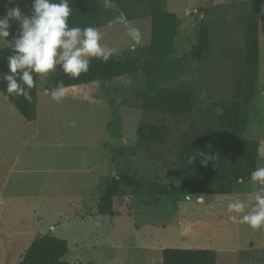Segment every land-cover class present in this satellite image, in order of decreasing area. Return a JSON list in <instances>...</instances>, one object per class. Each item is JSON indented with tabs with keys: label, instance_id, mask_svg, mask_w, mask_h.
<instances>
[{
	"label": "rangeland",
	"instance_id": "obj_1",
	"mask_svg": "<svg viewBox=\"0 0 264 264\" xmlns=\"http://www.w3.org/2000/svg\"><path fill=\"white\" fill-rule=\"evenodd\" d=\"M163 1L165 11L175 13L180 20L174 46L179 70L165 86L193 91L195 110L189 115H172L142 108L152 35L149 3L139 1L132 8L130 21L143 36L139 45H134L124 25L98 28L102 43L132 52L142 71L110 83L92 84L83 89L84 98L75 97L73 103L58 105L69 110V114L59 117V122L64 126L75 122V126H70L74 129L73 145L78 149L74 157L78 156L81 162L89 159L90 166H96L94 175L88 177L91 196L99 197V190L105 191L108 183L121 173L144 185L180 186L181 151L188 139L209 130L205 118L208 106L215 104V111L220 113L224 102L237 97L244 74L245 17L252 0ZM6 5H0V16L6 14ZM19 5L22 12L30 14L31 5ZM202 20L211 28L213 51L206 60L196 61L192 52ZM18 27L13 21L9 42ZM260 41V83L245 139L260 142V166H264V0ZM8 46L11 45L7 41L0 43V49ZM50 75L38 76L41 92L50 83ZM0 97L11 106L1 92ZM102 175L109 176L105 187L98 182ZM121 188L126 194L119 208L121 216H98L84 222L58 220L59 227L52 235L68 241L66 261L163 264V250L171 248L215 250L217 264H264V228L254 230L233 221L227 211L228 202L235 198L244 200L248 205L246 211L250 210L254 204L252 182L235 184L230 196L203 197L204 203L199 202L200 198L153 195L146 187L130 188L124 183ZM38 225L37 221L5 215V232L0 234V264H20L38 232L46 230L44 225Z\"/></svg>",
	"mask_w": 264,
	"mask_h": 264
},
{
	"label": "trees",
	"instance_id": "obj_2",
	"mask_svg": "<svg viewBox=\"0 0 264 264\" xmlns=\"http://www.w3.org/2000/svg\"><path fill=\"white\" fill-rule=\"evenodd\" d=\"M139 1L150 4L152 19L151 44L145 68L147 85L141 97L142 108L147 112L192 114L196 107L195 93L184 87L165 86L179 70L174 59V46L180 20L175 13L165 11L163 0H131V3L129 0H115L117 9H106L101 0H69L72 9L69 24L81 28H101L107 26L108 21L120 11L130 21L133 17L132 8L137 7ZM262 9L263 0H252L245 17L244 74L236 99L224 102L220 113L215 111V104L209 105L205 117L209 130L188 139L181 151L182 184L175 188L159 183L144 185L121 173L106 186L98 204L100 215L112 218L119 215V208L126 196L121 191L123 183L130 188L146 187L153 195L200 198L230 196L235 184L251 182V171L260 167V142L246 140L245 133L260 83ZM212 51L211 28L202 20L192 58L204 61ZM11 54V46L0 49V73L8 71L7 57ZM141 71L140 62L134 54L121 50L120 57H113L108 62L92 58L89 72L81 74L78 79H69L58 65L49 77V88L53 89L58 81H63L67 88L110 83ZM38 76L34 74L35 87L31 90L32 100L29 102L23 96L8 94L6 82L0 74V92L27 123L37 119ZM189 157L195 158L191 164ZM205 160L206 163L202 162ZM68 252L69 243L66 239L46 234L33 241L20 264H72L65 260ZM217 256L215 250L167 248L163 250V264H217Z\"/></svg>",
	"mask_w": 264,
	"mask_h": 264
},
{
	"label": "crops",
	"instance_id": "obj_3",
	"mask_svg": "<svg viewBox=\"0 0 264 264\" xmlns=\"http://www.w3.org/2000/svg\"><path fill=\"white\" fill-rule=\"evenodd\" d=\"M7 3L0 0V5ZM18 3L31 5L32 0ZM91 85L67 88L61 103L51 99L49 84L42 92L38 86L37 119L33 123H27L0 97V234L5 232L6 214L44 225L45 232H38L34 240L57 231L59 219L84 222L102 216L98 204L105 191L100 189L99 197L89 194L88 177L94 175L96 166H90L89 159L81 162L74 157L78 154L72 142L74 129L59 122L69 110L58 105L84 98L83 89ZM108 179L102 175L98 182L105 187Z\"/></svg>",
	"mask_w": 264,
	"mask_h": 264
},
{
	"label": "clouds",
	"instance_id": "obj_4",
	"mask_svg": "<svg viewBox=\"0 0 264 264\" xmlns=\"http://www.w3.org/2000/svg\"><path fill=\"white\" fill-rule=\"evenodd\" d=\"M103 3L106 9L118 8L115 0H103ZM71 14L69 0H32L30 14L22 12L18 0H8L6 14L0 16V43L7 41L12 47V54L7 57L8 71L0 73L8 94L23 96L31 102L34 74L45 76L56 71L59 65L69 79H78L81 74L89 72L92 58L108 62L121 56L119 48L102 43L98 28L70 26ZM13 21L19 27L9 42L8 38L13 35L10 31ZM116 25L127 28V35L134 45L142 42L140 29L133 26L124 12L120 11L110 19L107 27ZM66 92L67 86L58 81L51 89V99L61 103ZM69 126H75V122ZM194 160V157H189L190 164ZM250 180L254 189V204L250 210L246 211L248 205L244 200L235 198L228 202L227 211L230 219L255 230L264 228V166L251 171ZM199 197V202L204 203L203 196Z\"/></svg>",
	"mask_w": 264,
	"mask_h": 264
}]
</instances>
